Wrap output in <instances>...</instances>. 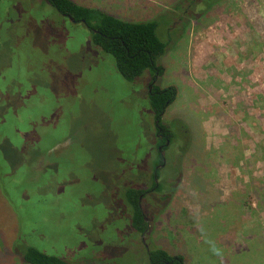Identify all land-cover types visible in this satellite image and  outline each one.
<instances>
[{
    "label": "rangeland",
    "instance_id": "1",
    "mask_svg": "<svg viewBox=\"0 0 264 264\" xmlns=\"http://www.w3.org/2000/svg\"><path fill=\"white\" fill-rule=\"evenodd\" d=\"M73 1L130 22L161 17L155 86L177 91L161 123L180 183L159 180L144 201L145 244L185 264H264V0L205 12L200 0L194 11L190 0ZM151 79L126 81L49 3L0 0V264H24L25 246L66 264H149L118 178L132 185L139 157L149 176L155 164Z\"/></svg>",
    "mask_w": 264,
    "mask_h": 264
},
{
    "label": "trees",
    "instance_id": "2",
    "mask_svg": "<svg viewBox=\"0 0 264 264\" xmlns=\"http://www.w3.org/2000/svg\"><path fill=\"white\" fill-rule=\"evenodd\" d=\"M43 2L49 3L60 16L72 18L74 24H80L87 28L92 44L114 59L117 71L126 81L133 82L145 72H148L151 78L162 77L164 69L161 67L160 61L166 53V44L157 36L161 17L146 22H130L116 18L99 9L78 5L73 0H43ZM216 2L219 0H212L209 7H213ZM179 5H183V3L180 2L176 5L175 10H180ZM186 5L187 11H194V7L197 8L199 3L190 0ZM200 15L202 13L197 12L191 18L196 19ZM176 97L177 91L174 87L159 88L154 86L151 93L148 94V103L153 118L160 120L161 123L167 107L175 101ZM178 162L177 159L176 167L180 166ZM178 177H180V172L173 182L175 188L180 183ZM161 182L166 183L165 180ZM152 185L155 187V181ZM154 190L159 195L161 188L159 186ZM142 193L143 190L141 189L127 187L122 194L128 209L127 215L131 218V228L140 236L147 226L144 221V204L140 206L138 200ZM0 194L3 195V192ZM160 196L163 202L162 207H165L171 196L170 194ZM260 200L262 201V199ZM20 250H22L20 255L24 264H66L61 258L45 254L32 246H25L24 249ZM148 261L149 264H185L184 256L171 255L159 248L149 251Z\"/></svg>",
    "mask_w": 264,
    "mask_h": 264
},
{
    "label": "flooded vegetation",
    "instance_id": "3",
    "mask_svg": "<svg viewBox=\"0 0 264 264\" xmlns=\"http://www.w3.org/2000/svg\"><path fill=\"white\" fill-rule=\"evenodd\" d=\"M196 1L198 3V0H193ZM201 1V6L203 7V12H205L206 9H210L212 7H209V4L212 0H200ZM46 2H43V0H40V4H43ZM37 7V6H35ZM52 7V6H51ZM40 10H36V13L38 15V12ZM186 12L184 11L183 14H185ZM39 16V15H38ZM63 18H65L67 21L69 18L62 16ZM70 21V20H69ZM74 23V22H72ZM158 80V78H152L151 79V83L148 87V94L151 93V91L153 90V87L155 86L156 81ZM154 119V118H153ZM153 130H154V149L156 147V156H155V164L153 163L152 165V172L149 176V174L147 173V171H143L140 169V166L143 167L145 162H147V158L148 156L144 159V158H137L136 159V178L130 177L131 179L135 180L132 185L128 186L129 188H136V189H141L143 190V193L139 196V203L140 206H142V204L144 203V201L149 200L151 196H153V194L155 193V188L159 187V180H165V184L166 185H171V183H173L176 180V177L179 174V171L177 170L176 167V154L173 155L172 157H174V162L173 165H171L168 168V163L167 160L169 159V157L166 156V153L168 152L167 149H169L170 143H171V137H172V133L169 130L168 126L163 125L162 123H160V120H153ZM64 163V162H63ZM65 164V163H64ZM60 166V165H58ZM57 167V166H56ZM66 167V166H65ZM144 175H143V173ZM140 175H143L144 177H146L145 181L143 180L144 178L142 177V179H140ZM119 183L118 185H123V191L125 188L124 184L122 181L128 180V178L126 176H120L119 178ZM153 181H155V187L152 185ZM115 183H117V180L114 181ZM125 182V181H124ZM148 182H150V184H148ZM116 187V184H115ZM117 189V188H116ZM123 194V192H122ZM152 203V201H151ZM144 221H145V217H144ZM146 223V221H145ZM147 224V223H146ZM148 226H146V229L144 231V233L141 235L142 236V247L145 249V252L148 256L149 253V248L148 245L145 244L144 242V235L147 232ZM140 236V238H141Z\"/></svg>",
    "mask_w": 264,
    "mask_h": 264
},
{
    "label": "water",
    "instance_id": "4",
    "mask_svg": "<svg viewBox=\"0 0 264 264\" xmlns=\"http://www.w3.org/2000/svg\"><path fill=\"white\" fill-rule=\"evenodd\" d=\"M69 20H70V22H74V20L72 18H69ZM145 221H146V219H145Z\"/></svg>",
    "mask_w": 264,
    "mask_h": 264
}]
</instances>
